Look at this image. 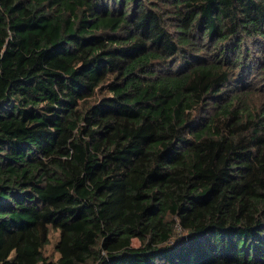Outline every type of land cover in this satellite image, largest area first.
Listing matches in <instances>:
<instances>
[{
  "label": "trees",
  "instance_id": "1",
  "mask_svg": "<svg viewBox=\"0 0 264 264\" xmlns=\"http://www.w3.org/2000/svg\"><path fill=\"white\" fill-rule=\"evenodd\" d=\"M0 264H264V0H0Z\"/></svg>",
  "mask_w": 264,
  "mask_h": 264
},
{
  "label": "rangeland",
  "instance_id": "2",
  "mask_svg": "<svg viewBox=\"0 0 264 264\" xmlns=\"http://www.w3.org/2000/svg\"><path fill=\"white\" fill-rule=\"evenodd\" d=\"M57 235H58V231H51V233H50V239H49V244L46 246V248L44 250L45 254L48 255V254H51L52 253L53 256H55V253L53 251V245H54V242L56 240ZM133 244L134 245H137L138 244V241L137 240H134L133 241Z\"/></svg>",
  "mask_w": 264,
  "mask_h": 264
}]
</instances>
